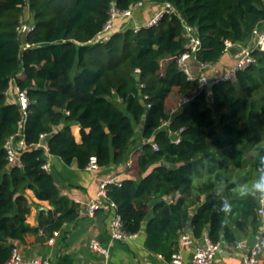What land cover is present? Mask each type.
Returning a JSON list of instances; mask_svg holds the SVG:
<instances>
[{"label":"trees","instance_id":"trees-1","mask_svg":"<svg viewBox=\"0 0 264 264\" xmlns=\"http://www.w3.org/2000/svg\"><path fill=\"white\" fill-rule=\"evenodd\" d=\"M144 1L0 0V264L28 234L53 235L80 217L43 168L50 156L76 161L82 170L93 157L99 168L130 160V176L109 185L107 197L123 231L146 228L147 249L169 260L183 234L201 239L207 233L213 243L237 245L250 226L255 233L262 225L264 192L254 185L264 177V51L253 50L254 64L204 89L201 74L189 79L178 58L187 52V28L201 42L192 60L204 69L229 48L255 41L264 0H148L161 10L171 7L152 27V19L119 27L129 19L122 13ZM26 4L36 29L22 39ZM112 10L114 26L102 39ZM14 84L30 105L27 149L12 164L5 146L24 121L7 96ZM73 126L81 128L80 143ZM139 142L145 144L134 152ZM28 191L55 207L39 214L35 229L28 216L37 203Z\"/></svg>","mask_w":264,"mask_h":264},{"label":"crops","instance_id":"crops-1","mask_svg":"<svg viewBox=\"0 0 264 264\" xmlns=\"http://www.w3.org/2000/svg\"><path fill=\"white\" fill-rule=\"evenodd\" d=\"M139 16L141 15H137V17ZM132 19L133 25L138 24L139 20L136 19L135 14ZM250 44L238 46L236 49L229 48L220 62L210 65L206 69H204V65L191 60L189 62L190 70L193 75L204 73L211 79H219L236 63L237 56ZM164 63L166 65L167 61ZM165 65L163 66L165 67ZM72 130L76 142L80 143L82 141L81 128L73 126ZM141 144L145 143L139 142V146L134 152L141 149ZM129 161L122 165L113 164L108 168L89 171L80 169L76 161L67 165L61 159L50 156L51 166L48 171L55 178L61 195L79 207L80 217L75 222L65 224L53 235L45 233L43 229L37 233L28 234L24 241L16 243L23 257L51 264H103L105 261H108L109 264H171V260L147 249L146 228L126 240L112 239L111 221L118 214L115 207L105 204L104 208L97 211L94 216H89L86 212V206L97 200L101 182L115 179L121 183L128 175L130 176ZM27 194L33 203H37L28 216V222L35 229L38 227L39 214L42 212L48 214L54 211L55 207L48 202L36 200L31 191H28ZM102 201L106 202L105 199ZM196 211L197 208H194L193 213ZM260 218L262 225L257 229L258 231L254 233L253 227L250 226L249 233L239 235L240 242L237 245H227L223 242L222 251L216 255L212 264H244L245 256L256 247L259 252V260L264 262V219L261 215ZM227 220L230 225H233L232 219L228 217ZM92 241H97L103 248L109 250L107 260L102 254L92 249ZM178 252L186 263L192 264L193 246L184 245L182 237Z\"/></svg>","mask_w":264,"mask_h":264},{"label":"built area","instance_id":"built-area-1","mask_svg":"<svg viewBox=\"0 0 264 264\" xmlns=\"http://www.w3.org/2000/svg\"><path fill=\"white\" fill-rule=\"evenodd\" d=\"M170 5H166L165 8L161 11V13H158L157 16L150 21L148 24V27H152L155 25L160 18L163 16L164 12L166 10L170 9ZM23 15L21 24L18 28V33L22 39H25L29 35H31L35 29H36V21H35V15L31 10V7L29 4L24 5L23 7ZM172 10V9H171ZM133 12L134 9L125 11L122 13V16L133 18ZM112 18L108 22V24L105 27V31L110 30L112 28V23L114 19L117 17V12L115 10H112ZM140 29L139 26H136V31ZM104 31V32H105ZM256 39L253 41V45L249 46L248 48L244 49L238 56L236 63L231 66L223 77L219 79H215L214 81L209 79L206 74H201L199 77V85L202 89L206 87H210L211 85H214L218 83L221 80H230L233 75L240 71L247 69L249 66L254 64L255 58L253 57L252 53L253 50H263L264 51V26L261 28H257L255 31ZM187 37L189 38L188 43L186 45L187 52L181 55L178 58V64L182 71H184L189 79L194 80V76L190 70L189 62L194 58V54L198 52L201 49V42L199 39H197L193 35V31L191 28H187ZM102 39L104 37H101ZM231 46V45H230ZM30 48V45L26 44L24 45V49ZM139 73V71H138ZM7 96L12 98L14 101L16 100L19 104L20 108L22 109V112L24 113V121L21 123V129L20 132L11 137L7 143H6V151L8 153V160L10 163H19L20 162V153L22 151H25L27 149V144L24 140V126L26 122V116L27 111L29 109L30 100L28 98V95L25 92H22L20 88L17 85H12L10 90L7 92ZM190 100L186 99L184 104L189 103ZM48 135H43L42 139L47 138ZM177 143L180 142V139L176 141ZM39 146H43L46 148L47 146L41 144ZM154 148L156 150H159L158 146L154 145ZM47 149V148H46ZM50 163L49 161L43 166L45 170L50 169ZM131 166V162L129 163V167ZM99 169L97 159L93 157L87 166V170L89 171H96ZM109 185H120L119 182H117L115 179H110L107 181H103L100 184V190L98 193V198L94 202L89 203L86 206V212L89 216H94L97 211L104 208L105 204L109 206L115 207L117 210L116 205L109 201L107 197V188ZM103 199L106 200V202L102 201ZM260 215L264 219V209H260L259 211ZM132 235H128L123 231V224L122 219L119 214H117L111 221V237L113 240H126L130 238ZM182 242L184 245H192L193 246V257H192V264H212L216 255L222 251V244L220 243H213L208 234L205 233L201 239H195L190 234H184L182 236ZM91 247L94 251L99 252L102 254L106 260L109 258V250L106 248H103L97 241L91 242ZM259 252L257 247L254 248L251 252H249L245 258H244V264H264V262H261L258 258ZM171 264H188L184 260V258L179 254V252L175 253L172 256ZM5 264H51L50 262H43L37 259H26L23 257L19 247L16 245L12 249L11 257L9 261ZM103 264H109L108 261H105Z\"/></svg>","mask_w":264,"mask_h":264},{"label":"rangeland","instance_id":"rangeland-1","mask_svg":"<svg viewBox=\"0 0 264 264\" xmlns=\"http://www.w3.org/2000/svg\"><path fill=\"white\" fill-rule=\"evenodd\" d=\"M133 9H135L133 12V17L135 14L136 19L139 21H142V22L148 21L149 19H154L157 16V14L161 13V11H162L161 9L150 4V2L148 0H145L142 4L138 5L137 7L133 8ZM137 15H141V16L137 17ZM129 19H131V20H129ZM129 19L127 21H125V18H124V20H122L119 27H123V29H124L130 25L134 26L132 23L133 19L132 18H129ZM113 26H114V23H112V28H113ZM112 28L110 30L105 31V33L101 37H104V38L108 37L111 33ZM252 45H253V41L251 42L250 46H252ZM163 65H165V63Z\"/></svg>","mask_w":264,"mask_h":264},{"label":"clouds","instance_id":"clouds-1","mask_svg":"<svg viewBox=\"0 0 264 264\" xmlns=\"http://www.w3.org/2000/svg\"><path fill=\"white\" fill-rule=\"evenodd\" d=\"M254 188L257 190V191H261V192H264V177H261V179L259 181H257V183L254 185ZM231 209V205L227 202H225L222 206V211H229Z\"/></svg>","mask_w":264,"mask_h":264},{"label":"water","instance_id":"water-1","mask_svg":"<svg viewBox=\"0 0 264 264\" xmlns=\"http://www.w3.org/2000/svg\"><path fill=\"white\" fill-rule=\"evenodd\" d=\"M213 85L210 86V88H212ZM108 131V130H107ZM109 132V131H108ZM166 167H169L170 165L168 163L164 164ZM191 231V224H188L186 227V232H190Z\"/></svg>","mask_w":264,"mask_h":264}]
</instances>
